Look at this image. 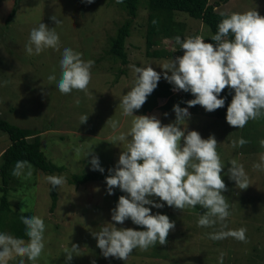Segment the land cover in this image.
<instances>
[{
	"label": "rangeland",
	"instance_id": "1",
	"mask_svg": "<svg viewBox=\"0 0 264 264\" xmlns=\"http://www.w3.org/2000/svg\"><path fill=\"white\" fill-rule=\"evenodd\" d=\"M15 1L0 0V114L21 127L41 131L42 150L54 164L64 166L62 172L54 174L66 177L65 184L57 186L58 201L54 209L50 184L45 179L50 173L32 167L30 175L21 173L7 186L13 213L33 211L46 225L45 249L35 261L23 258L24 264H66L64 250L72 244L80 249L67 264H220L221 253L224 254L223 264H264V170L253 167L264 153L259 143L264 139V116L238 128L200 105L189 109L191 117L185 121V127L198 131L202 138L214 134L217 139V152L225 163L221 173L226 184L223 195L230 204V215L222 222L226 227H222L221 222L212 227L199 226V216L207 211L200 205L184 210L167 205L162 209L153 208V214L161 212L175 221V228L169 231L165 244L157 242L147 250L134 249L126 261L103 256L92 235L101 225L108 222L115 223L118 228L143 230V227L133 224L131 219L123 224L111 220V210L121 195L117 196L118 188L109 195L105 179L77 184L69 182L68 178L75 173L93 172L92 155L99 156L104 172H108L126 150L127 139L112 142L120 133L127 134L131 127L133 117L123 115L119 103L134 85L136 74L132 66L151 64L154 70L163 73L165 70L160 66L180 55L160 58L147 55L149 10L143 3L146 0L139 7L126 41L127 65H122L109 53L111 37L129 16L116 0H94L91 4L84 0H20L15 16L6 24ZM210 3L221 13L257 10L264 16V0H210ZM51 15L59 17L61 23L57 25L49 20ZM177 19L186 23L185 38L192 33L205 38L211 35L207 25L185 12L178 11ZM41 22L55 28L59 47H48L38 55H28L25 45L30 31ZM64 46L82 53L84 60L94 61L86 91L63 94L56 88L60 49ZM160 46L172 52L178 50L175 40L170 38H165ZM122 67L127 69L124 74H120ZM50 72L55 74L52 80L47 79ZM160 81L167 82L163 76ZM173 92L178 97L185 95L183 90ZM193 98L191 94L186 100ZM167 100L160 98L159 105L146 112L143 105L134 110V115L155 114L163 124L174 122L175 113L161 107ZM180 102L179 99L177 103ZM86 116L88 119L81 124V118ZM112 121L118 122L115 129ZM240 138L247 143L233 147V141L238 142ZM9 140L8 134L0 130V154L9 146ZM230 160L244 166L248 188L239 189L224 175L231 167ZM3 185L0 174V187ZM122 195L127 194L122 192ZM240 228L246 229L244 241L231 236L221 240L209 238L212 232ZM5 231L11 233L8 229ZM20 259H9L8 264H19Z\"/></svg>",
	"mask_w": 264,
	"mask_h": 264
},
{
	"label": "clouds",
	"instance_id": "2",
	"mask_svg": "<svg viewBox=\"0 0 264 264\" xmlns=\"http://www.w3.org/2000/svg\"><path fill=\"white\" fill-rule=\"evenodd\" d=\"M84 2L91 4L94 0ZM49 20L57 25L61 23L60 18L54 15L49 16ZM217 29L211 37L215 44L205 42L200 35L184 39L176 36L175 42L184 53L161 65L165 70L163 73L154 70L151 64L132 66L136 74L134 85L119 103L123 115L133 117L131 127L127 134L120 133L112 142L115 144V141L127 139V148L119 155L115 167L108 169L110 174L105 180L109 195L114 194L115 188L127 194L119 197L111 210V220L123 224L131 219L143 230L118 228L115 223L108 222L101 225L92 235L106 258L126 261L134 249L147 250L157 242L161 245L167 242L169 231L175 228V221L161 212L153 214V208L162 209L167 205L184 210L200 205L207 209L197 221L202 227L222 223L230 215V204L223 195L226 184L221 175L225 163L217 152V139L214 134L205 139L198 131H189L185 121L191 117L189 109L196 105L208 112L224 107L227 97L221 96V93L226 87L230 94L234 91L227 107L226 121L229 125L243 128L249 120L264 116V16L257 10L234 12L225 16ZM48 47H59V36L55 28L41 22L30 31L25 51L28 55H38ZM58 64L60 72L56 88L61 93L87 90L93 60H84L82 53L64 46L60 49ZM54 75L50 72L47 79L52 80ZM162 76L173 86V91L183 90L194 96L184 101L187 107H181L179 103L173 106L176 119L168 124H163L155 114L134 115V110L140 109L158 87ZM87 119L88 116L82 117L81 124ZM117 123L112 121L113 129ZM246 143L247 140L240 138L238 142L233 141V147ZM259 143L264 148V139ZM230 163L231 167L224 175L239 189L248 188L244 166L236 160H230ZM90 164L93 171H105L97 155H92ZM253 167L264 170V153ZM31 170L28 160L17 159L12 174L30 175ZM45 179L52 188L61 187L66 182L63 174H49ZM19 219L25 225L28 240L0 230V264H8L9 259L16 257H21L19 264H24L25 257L35 261L45 249L44 219L39 215L25 214H21ZM222 227L226 224L222 223ZM229 236L244 241L246 229L209 233V238L213 240ZM79 249L78 245L72 244L64 250L66 264ZM223 255L220 254V264H223Z\"/></svg>",
	"mask_w": 264,
	"mask_h": 264
},
{
	"label": "trees",
	"instance_id": "3",
	"mask_svg": "<svg viewBox=\"0 0 264 264\" xmlns=\"http://www.w3.org/2000/svg\"><path fill=\"white\" fill-rule=\"evenodd\" d=\"M19 1L20 0L15 1V4L7 18L6 24H9L15 16ZM116 1L122 9L127 11L129 16L118 28L116 35L111 37V47L109 53L116 59H119L122 65H127L129 63V56L126 50V41L131 35V26L138 15L139 7L143 0ZM143 3L147 5L149 10L146 32V53L149 57L160 58L170 55L172 56L174 54H178L180 56L183 55L184 50L180 49V46L177 43L178 50L175 52L165 50L164 47L160 46L165 38H170L173 41L178 35L181 39L185 38L186 23L183 20L177 19L178 11L185 12L189 16L201 20L205 25H207L211 30V35L206 38L202 37L206 42H211L213 44H215V42L211 40V37L216 34L218 30V23L225 16L231 15V13H221L217 11L216 6L210 3V0H146L143 1ZM195 35H199V33L190 34L191 37ZM171 43L175 44L174 42ZM126 72V68H120V74H124ZM184 93L185 95L183 97H178L174 94L173 86L170 83L159 81L158 87L148 96L144 104V110L145 112L153 110L159 105L158 101L160 98L168 99L166 103L161 106L167 110L172 111L173 106L177 104L179 99L181 100L179 103L180 106L185 107L187 104L184 103V101H187L186 99L191 95V93ZM232 95H234V91L230 94V90L227 87L223 90L221 96H226L227 99L224 107L214 111L217 117L226 119L227 107L231 102ZM0 130L6 132L10 138L9 146L0 154V174L4 184L0 187V190L2 191V196L0 198V230L5 231L8 229L13 235L22 236L25 240H28L25 232V225L19 219V216L21 214H35L33 211H23L18 214L13 213V207L11 206L8 198L9 188L7 186H10V182L13 179L16 180V176L12 174L14 162L17 159H26L30 162L32 167H34V170H42L50 174L62 172L64 170V166L54 164L42 150L41 131H37L33 128L29 129L21 127L6 120L1 116V114ZM109 174V171L103 173L99 171L86 172L82 174L75 173L68 179L69 182L80 184L91 180L105 179ZM119 195H122V191L118 188L117 196ZM50 196L52 199V209H54L58 201L57 186L52 188L50 185Z\"/></svg>",
	"mask_w": 264,
	"mask_h": 264
},
{
	"label": "built area",
	"instance_id": "4",
	"mask_svg": "<svg viewBox=\"0 0 264 264\" xmlns=\"http://www.w3.org/2000/svg\"><path fill=\"white\" fill-rule=\"evenodd\" d=\"M206 42V41H205Z\"/></svg>",
	"mask_w": 264,
	"mask_h": 264
}]
</instances>
